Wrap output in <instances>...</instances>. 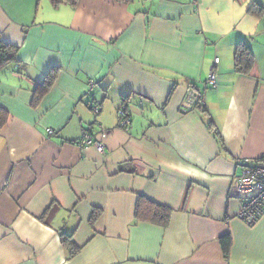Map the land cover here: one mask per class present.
Segmentation results:
<instances>
[{
  "label": "crops",
  "instance_id": "0c3cea01",
  "mask_svg": "<svg viewBox=\"0 0 264 264\" xmlns=\"http://www.w3.org/2000/svg\"><path fill=\"white\" fill-rule=\"evenodd\" d=\"M255 3L0 0L1 40L19 48L0 73V264H264V213L247 225L231 194L264 158ZM240 42L255 55L249 74L235 69ZM192 94L200 104L185 110ZM85 130L103 153L79 145ZM140 195L173 210L166 228L136 220Z\"/></svg>",
  "mask_w": 264,
  "mask_h": 264
},
{
  "label": "trees",
  "instance_id": "16d2710c",
  "mask_svg": "<svg viewBox=\"0 0 264 264\" xmlns=\"http://www.w3.org/2000/svg\"><path fill=\"white\" fill-rule=\"evenodd\" d=\"M55 1L58 2L59 0ZM249 12L251 15L256 17H262L264 16V6L260 5L259 3H255L250 7ZM18 53L19 48L4 43L1 40L0 35V73L16 61ZM234 62L235 69L238 73L249 74L251 72L253 66L255 65V55L247 42H240L238 44L234 55ZM57 73L58 69H52L45 76L43 82L36 87L33 102L34 106H37L44 96H46V94L50 91L56 80ZM209 127L210 129H213L212 122H209ZM216 134L218 137H220L217 132ZM258 161L264 163V158ZM100 213L101 212L98 210L93 212L91 224L98 220ZM172 214V209L157 204L144 196L140 195L138 197L135 211V218L137 221L149 222L166 228L170 223ZM62 242L68 249L71 257L75 256L79 252V248L73 243L72 236L63 233ZM221 244L225 253V257H228L231 246L230 235H226L221 238Z\"/></svg>",
  "mask_w": 264,
  "mask_h": 264
},
{
  "label": "built area",
  "instance_id": "2783aa9c",
  "mask_svg": "<svg viewBox=\"0 0 264 264\" xmlns=\"http://www.w3.org/2000/svg\"><path fill=\"white\" fill-rule=\"evenodd\" d=\"M218 62L219 59H215V63ZM216 82L215 72L211 71L207 84L209 86H215ZM200 101L199 95L192 94L189 97L188 103L185 104V110L193 107ZM94 111L96 114H99L100 108L95 107ZM117 116L122 127H128L130 125V120L127 118L124 106L120 107ZM49 133L52 135L54 131L50 129ZM102 135L106 137L108 133L103 132ZM79 145H93L99 152L103 153L105 151L103 140L95 139L94 136L86 130L82 133ZM231 194L243 200L242 210L238 214V218L247 225L254 226L264 213V163L259 161L248 163V165L243 168L241 175L236 177L234 185L231 188Z\"/></svg>",
  "mask_w": 264,
  "mask_h": 264
}]
</instances>
